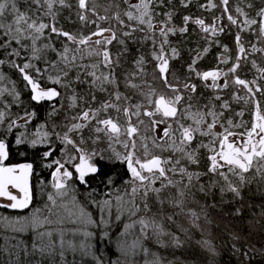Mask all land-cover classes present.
<instances>
[{"label":"snow or ice","instance_id":"obj_1","mask_svg":"<svg viewBox=\"0 0 264 264\" xmlns=\"http://www.w3.org/2000/svg\"><path fill=\"white\" fill-rule=\"evenodd\" d=\"M157 0H139V3L133 4L130 0H123L127 5L128 10L123 13L129 21H135L137 25H146L148 29L153 26V14L150 5H153ZM20 3L25 6L23 10ZM224 5V13L230 11L228 5L229 0H220ZM91 5V7H89ZM217 5L209 0L208 7H216ZM68 7L67 0H0V65H7L9 68L18 72L26 87H30V98L32 101L40 103L42 101H51L57 98L61 93L55 87H43L40 83L45 77L51 81L52 85H60L65 89L72 87L74 81L69 74L73 71L77 73L76 83H88L89 81L82 79V76L91 77V86L98 88L100 91H105V85H117L118 83L113 75V67L116 63L111 58L107 46L116 39V34L112 28H101L97 25V30L87 36L72 34L64 31L57 26L56 17L60 9ZM118 7V5H117ZM79 12L77 13L81 21L88 22V12L96 16L97 20L109 19L107 16H100L96 12L95 0H78ZM135 10V12L133 11ZM236 12L240 15L247 16L241 8L237 7ZM120 12H117L114 19L118 20L121 25L124 21L120 19ZM260 17L259 22L256 19L246 18L245 25L259 24L258 31L261 37H264V8L257 12ZM47 18H50L48 20ZM170 18V14H169ZM228 20L232 24H237V20L232 15H228ZM189 17H184L185 23L189 22ZM95 23L96 21H91ZM195 24L199 25L203 32L212 34L216 33L215 26L211 28L205 26L202 19H196ZM132 31H141L143 29L128 25ZM186 28H180V32L186 31ZM242 31L244 29H241ZM175 29L160 28L161 36L166 37L168 32H174ZM223 31V28L220 29ZM105 33H111L105 36ZM125 36L131 35V32H124ZM93 37H101L93 40ZM58 38H64L59 40ZM241 37L236 36V42L241 53L245 49L240 45ZM123 43V41H120ZM60 43L63 46L57 47ZM165 39L162 42L161 53L155 55L154 58L159 61L156 65L159 78L164 82V86L169 89L168 95L159 94L154 98V90L148 88L147 91L140 89L139 85L129 81L130 87L137 89L145 98V104H136L134 109L125 106V103L130 99L122 96L118 91L110 93V98L104 102L99 109H87L81 114L72 117V120L91 121L95 119L97 125L96 133H104L109 140V147L113 143L119 144L125 151L119 152L113 149V157L115 162L126 165L130 179L124 181V187L115 192V201L104 199L99 201L92 191L88 192V197L98 209L100 216L94 218L92 214L85 211L84 207H78L76 201V190L69 183L74 178L81 185L87 187L86 177L90 174L99 172L98 164L94 160L99 157L103 160L104 157L99 152H87L83 147V140L78 143L69 137V133L79 130L85 125L82 123H71L67 126V131L63 135H58L60 142L64 145H70L77 155L68 157L66 163L72 164V161L78 160V163L72 164L75 169V177L72 171L65 167V162L55 160L46 166L51 168L55 164V170L51 173L52 182L51 188L53 191L47 194V202L43 208H37L24 215L19 219H9L0 217V224L6 230H10L14 234L27 233L30 230L34 233L31 251L27 247H23L25 256H39L43 260H47L49 264H57L56 257L59 256L58 264H65V255L68 250L72 252L80 251L82 256H91L95 260V264H103L102 256L97 257L93 251V243L91 242L95 236L98 241H109L112 239L111 227L114 222H120L122 215L126 216L129 222L123 224V231L120 233V239L116 241L117 247L125 257L130 255L131 250L140 245L142 239L149 238V230L152 235L159 236L164 234L163 225L155 218L149 217L150 212L149 197L151 194H156L157 198L160 194L170 187L178 188L180 197L185 195L184 189L179 188L181 181L174 180L169 173H179L181 177H187L189 183L184 185V188L191 187V181L194 176L198 178L199 174L189 173L185 167H181V159H187L191 163L197 162L196 149L189 150L195 134L199 133L202 136L211 137L210 143L207 145L201 144L200 147L208 148L214 153L209 156L210 167L209 172L221 177L227 184L228 190L239 194V189L232 185L231 176H238L241 182L245 180L244 173L255 168L257 172H264V116L257 114L255 122H253L251 130L247 132L248 139L232 141L231 136L243 135L230 132L227 128L222 133H216L213 129L220 122V116L209 110L207 112L198 111L192 113L189 110L181 111L178 105L181 104L183 97L178 92L177 84H173L168 79L169 60L163 54V44H166ZM254 50L255 46H253ZM175 53V49L172 50ZM207 51V49H205ZM227 51V49H225ZM55 54V58L53 55ZM94 59L92 63H85L86 59ZM238 61L240 56L236 58ZM20 61V62H18ZM227 63V60H223ZM138 64H143V60L138 61ZM195 63V61L193 62ZM45 65L40 67L39 65ZM255 66V62H253ZM191 67V66H190ZM239 64L233 65L229 72L235 74ZM195 71L194 68H192ZM264 73V69H260ZM217 71H206L202 73V78L207 80L212 78L213 87H216V79L220 75ZM225 76L228 73H224ZM264 78V76H262ZM7 77L3 72H0V82H6ZM236 85L242 86L248 92H252L249 87V82L236 77L233 81ZM228 86V81L225 80L224 87ZM185 89L196 91L195 85L185 83ZM256 92L264 91L257 87ZM11 96V100L7 104L4 100ZM0 209H7L13 212H23L25 209H30L33 201V192L30 184V177L33 173V165L31 163L11 164L9 163L11 142L6 139L7 134L13 133L14 129L23 128L28 125L36 113L24 111L23 115L19 112L13 113L9 111L12 105L21 104L20 93L13 87L9 90L6 87H0ZM76 99L75 96L72 97ZM95 100V96L92 97ZM219 99V97H217ZM72 106H75L73 104ZM223 107H228L227 104ZM191 105H189V109ZM110 109H115L117 113H122L127 118V126H122L119 122L109 116L106 119H100V112H108ZM143 109V110H142ZM58 109L53 107L50 115H55ZM222 115V114H220ZM137 118V123L131 122V117ZM147 117V121L140 117ZM205 116H211V123H207L204 130L201 125L205 122ZM172 119L178 127L173 128V124L169 123ZM183 119H192L193 124H184ZM23 121V123H18ZM229 120L228 124L232 125ZM161 124L167 125L163 128L162 133L157 137L154 133L157 132ZM141 126L145 133H153V135H141ZM239 127V125H235ZM44 125L30 137L25 132H19L15 135L14 143L17 147L24 146L25 150L31 147L37 148L39 144L49 143V132H41ZM221 127L223 125L221 124ZM179 132V143L174 137L175 132ZM254 136H259L258 140ZM124 137V139H121ZM219 137V139H217ZM99 139V136H97ZM151 141L153 147L160 151L171 150L173 153H179L180 159H174L172 156L162 158L154 154L147 141ZM219 144V150L214 147ZM53 153L51 147L42 153V158L47 160ZM66 154V153H65ZM169 165H171L169 167ZM223 169H226L224 171ZM159 181L160 187H153ZM108 183L113 184L111 178ZM6 201V202H4ZM67 201L71 202V207ZM161 203L163 201L161 200ZM173 206L181 207L183 200H173ZM115 207V212L111 210ZM75 208L76 211L71 209ZM112 215L114 220L110 221L108 216ZM193 215H195L193 213ZM75 217V219H73ZM167 219L172 221V216ZM74 225L73 228L61 227V225ZM55 226L53 230H40L45 226ZM139 226V234L132 231L136 226ZM91 229V230H88ZM73 237H84L79 243H74L71 239H66L67 235ZM59 237V247L55 243V237ZM129 235L136 236V239L131 245H127L123 238ZM5 244L0 246V252L7 251L10 257H18V250L27 242L19 240L14 244H9L8 241L15 240V235L4 237ZM177 243H179L177 239ZM247 254V253H246ZM42 261H37L36 264H42ZM8 264H20L19 260L13 262L9 259ZM25 264H33L31 260ZM75 264V262H73ZM114 264H120L119 260ZM154 264H159L158 261Z\"/></svg>","mask_w":264,"mask_h":264},{"label":"trees","instance_id":"obj_2","mask_svg":"<svg viewBox=\"0 0 264 264\" xmlns=\"http://www.w3.org/2000/svg\"><path fill=\"white\" fill-rule=\"evenodd\" d=\"M77 1L67 0L68 7L60 9L57 13L55 23L64 31L69 30L71 26L74 30H83V22L78 19L77 15L80 11ZM230 2L231 13H237L236 8L239 7L248 14V18L257 21L259 19L257 12L264 5V0H231ZM95 3L102 6L105 13L108 14L109 11H112L115 0H95ZM191 4L196 8H201L193 0ZM20 7L23 10L25 6L20 3ZM168 8H171L169 12L171 16L178 14L176 12L177 5ZM150 9L153 14L152 23L162 22L166 12L164 1L157 0L155 4L150 5ZM185 13L190 18L194 16V13ZM220 13L226 14L223 11H220ZM199 14L196 13V15ZM71 15H73V19H70ZM47 19L50 20V18ZM194 30L193 26L189 27V31ZM56 46L62 47L63 45L57 43ZM178 46H181L187 54L188 49L194 46V38L186 36L182 38ZM51 55L55 58V54ZM40 66L45 65L40 64ZM0 72H3L7 77L6 82H0V87H6L9 90L14 87L20 93L21 104L12 105L9 111L19 112L21 115L25 110L36 113L28 125L18 130L14 129L13 133L6 136V139L11 142L9 163H31L33 165V173L30 177L33 201L30 209H25L23 212L0 209V217L19 219L32 210L43 208L47 202V194L53 191L50 181V168L46 166L54 161L53 154L45 160L42 158V153L48 150L49 145H54L55 150L60 154L59 160L64 162L65 155L62 156L61 154L70 153L72 147L62 144L57 134L63 135L67 131L66 125H70V118L66 115L65 109L58 110L55 115H50L52 111H49L48 108L45 110L44 105L32 103L18 72L7 65H0ZM9 100H11V96H8L4 103L7 104ZM63 105L65 106L64 103ZM18 123H21V121H18ZM41 125H44L41 129L42 133H50L49 143L39 144L35 149L29 147L27 150L24 146L17 147L15 145V135H18L19 132H25L26 135L31 137ZM93 134L92 129L85 126L69 133V137L78 143L82 139V147L92 151L93 149L97 150L100 142V140L95 139L96 132L95 138ZM85 135H88V137ZM84 137L85 139H83ZM181 167H185L189 173L199 174L198 178L193 177L191 187L184 188V185L189 183L187 177L182 178L179 173H170L174 180L181 181L179 188L184 189L185 195L183 197L179 196L176 187L165 189L159 198L156 194H151L149 197L150 212L148 216L155 218L163 225L164 234L152 235L151 230H149V238L142 239L140 245L136 248L137 258H123L117 251L116 241L120 239L123 224L129 221L126 216L122 215L121 221L114 222L111 227V240L103 241L102 245L96 242L93 243V251L96 256H102L103 264H114L117 260L120 264H154L156 261L159 264H264V172L251 169L249 172L244 173L245 180L243 182L238 176L230 175L232 185L239 189L237 195L228 190L227 184L221 177L210 174L205 166L197 167L188 164ZM109 178L113 181L112 185L108 183ZM127 179L123 167L117 164L99 163V172L87 181V187L75 181L70 183L76 190V196L87 197L88 192L92 191L99 201L110 199L114 202L115 192L124 187V181ZM155 187H160L159 181L155 184ZM161 200L163 203H161ZM173 200H183L182 208L173 206ZM79 201L94 218H99V209L92 204L91 200L82 201L79 199ZM111 211L115 212V207ZM168 216H172V221L167 219ZM108 219L110 221L114 220L112 215H109ZM53 228L51 227V229ZM132 231L139 234V226L134 227ZM12 235H15L16 239L11 240V244L19 240H24L27 243L20 248L22 252L18 250L19 258L15 256L13 258H0V264H8L9 259L13 262L18 259L20 264H25L29 260L33 264L42 261V258L37 256L36 258L24 255L23 247H27L31 251L32 241L35 238L31 230L23 234H14L10 230L0 229V243L3 236ZM135 239L136 236H133L132 240ZM177 239L179 243H177ZM55 259L58 264L59 256ZM64 259L65 264H73V262L75 264H95V260L91 256L86 258L71 256L69 258L65 255ZM42 264H49V262L43 260Z\"/></svg>","mask_w":264,"mask_h":264},{"label":"flooded vegetation","instance_id":"obj_3","mask_svg":"<svg viewBox=\"0 0 264 264\" xmlns=\"http://www.w3.org/2000/svg\"><path fill=\"white\" fill-rule=\"evenodd\" d=\"M165 3L166 12L164 14V19L160 23H154L152 29H148L146 25H137L135 21H129L127 16L123 15L125 11L128 10L127 5L123 3V0H115V4L112 7V11L108 14H103L100 16H107L109 19L97 20L96 16L89 17V21H82L83 30L77 31L73 27H69L67 32L77 35L87 36L92 32L97 30V25L101 28H112L116 34V39L112 41L111 44L107 46L110 52L111 58L116 63L113 67V75L118 83L117 85H105L106 90L100 91L98 88L91 86V77L82 76V79L89 81L88 83H76L75 78L77 73L75 71L69 74L70 78L74 81L73 85L69 89H65L60 85H52L51 81L45 77L40 81L43 87H55L61 95L54 98L51 101L45 100L40 103L32 101L30 98V87L24 86L29 93V100L36 105H44L45 110L48 108L49 111L53 110L55 107L58 110L65 109L66 115L70 118L71 123H82L85 126H89L95 136H99L100 140L99 147L97 150H92L87 152H99L103 155L104 159L100 160L97 157L94 163H106V164H117L123 167L126 177L130 179L129 173L127 171L126 165L115 162L113 157V149L119 152H124L125 150L119 145L113 143L112 147H109V140L104 135V133H96L95 128L99 125L96 124L95 119L89 121L72 120V117L81 114L87 109H99L104 104L106 100L110 98V93L118 91L122 96L129 97L130 99L125 103V106L132 107L136 104H145V98L140 91L135 88L130 87L129 81L133 84L139 85L140 89L147 91L148 88L154 90V98L159 94L168 95L169 89L164 86V82L159 78V73L156 65L159 63L154 56L161 53L162 42L166 39L167 43L163 44V54L169 60V73L168 79L173 84H177L178 92L183 97V100L178 107L181 111L189 110L192 113L198 111L207 112L209 110L215 112L220 116V122L213 129L216 133L224 132L227 128L232 133L243 134L231 136L230 140H240L241 142L248 139L247 132L251 130L253 122L257 114L264 116V91L256 92L257 87L264 89V73L260 69H264V37H261L258 31L259 24L257 25H245L244 20L248 18L247 16L240 15L238 13H231V0H229L230 11L226 14H221L220 11L224 12V5L220 3V0H212V3L216 4V7H208L209 0H193L196 4H199L201 8H196L193 6L192 0H163ZM131 3H139V0H130ZM78 3V1H77ZM118 5V7H117ZM172 5H177V15L171 16L169 18V12L171 8L167 7ZM264 8V5L262 6ZM135 12V10L133 9ZM117 12H120V19L124 21L121 25L120 22L113 17ZM194 13V16L190 18L189 22L185 23L184 17L186 13ZM185 13V14H184ZM196 13H200L196 15ZM196 15V16H195ZM228 15H232L234 19L237 20V24H232L228 20ZM70 19H73L71 15ZM79 19V17H78ZM196 19H202L205 22V26L211 28L215 26L216 33L211 32L205 33L202 31L201 27L194 23ZM260 17L258 19V22ZM91 21H96L92 23ZM128 25L137 26L143 30L132 31ZM193 26L194 31H189V27ZM173 28L174 32H168L167 36H161L160 28ZM252 27V28H251ZM180 28H186L184 32H180ZM223 28V31L220 29ZM241 29H244L243 31ZM124 32H131V35L125 36ZM111 33H105V36H109ZM240 35V45L245 49V52L241 53L236 42V36ZM186 36H192L194 38V46L188 49L190 55L185 54L183 48L178 46L182 38ZM101 37H93V40L100 39ZM64 39V38H61ZM120 41H123L121 43ZM253 46H255L254 50ZM175 49V53H173ZM207 49V51H205ZM227 49V51H225ZM240 56L241 59L238 61L236 58ZM95 58L86 59L85 63L94 62ZM143 60V64H138V61ZM223 60H227V63H223ZM195 61V63H193ZM255 62V66L253 64ZM239 64L235 74L229 72V69L233 65ZM40 66V65H39ZM191 66V67H190ZM42 67V66H40ZM44 67V66H43ZM195 69V71L192 70ZM206 71H217L221 74L216 79V87H213L212 78L209 77L207 80L202 78V73ZM224 73H228L227 76ZM236 77L244 79L249 82V87L252 92H248L242 86L233 83ZM225 80L228 81V86L224 87ZM187 83L189 85H195L196 91L192 92L191 89H185L183 85ZM75 96L76 99L73 100L72 97ZM95 96V100L92 97ZM219 97V99H217ZM65 104V106L63 105ZM75 104V106H72ZM227 104L228 107H223ZM189 105L191 108L189 109ZM143 110V109H142ZM222 114V115H220ZM109 116L115 118L120 125L127 126V118L123 116L122 113H117L115 109H110L108 112H100L99 118L106 119ZM140 119L147 121V117L141 116ZM231 120L232 125L228 124ZM212 117L205 116V122L201 125V129L206 128L207 123H211ZM132 123H137L136 117H131ZM184 124H193L192 119H183ZM23 123V121H21ZM169 123L173 124V128L178 126L173 123L172 119H169ZM221 124L223 127H221ZM235 125H239L236 127ZM70 126V125H69ZM84 126V127H85ZM167 125L161 124L159 129L154 135L159 137L162 133L163 128ZM82 127V128H84ZM81 128V129H82ZM91 131V130H90ZM141 135H153V133H145L143 126H141ZM88 137V135H85ZM176 142L179 143V132L174 133ZM85 139V137L83 138ZM124 139V137H121ZM219 139V137L217 138ZM255 140L259 139V136H254ZM211 137L202 136L199 133L195 134L189 150L196 149L197 162L191 163L187 159H181L180 166H185L191 164L193 166H205L208 171L210 167L209 156L213 155L208 148L200 147L201 144L207 145L210 143ZM150 150L161 156L162 158H168L172 156L174 159H180L179 153H173L171 150L160 151V149L153 147L151 141H147ZM53 149V159L59 160L60 154L55 150L54 145H49ZM48 147V148H49ZM58 147V146H57ZM214 147L219 150V144H215ZM89 148V147H86ZM64 156L65 167L74 173L75 169L72 164L78 163V160L72 161V164L66 163L68 157L71 155H77L72 149L70 153L61 154ZM52 163V162H51ZM21 164V163H18ZM171 165H169L170 167ZM55 164L50 168V181L52 182L51 173L55 170ZM226 171V169H223ZM214 175L213 173L209 172ZM96 174H90L86 177L88 181L91 177ZM176 179V177L174 176ZM80 184L75 178L72 180ZM70 181V182H72ZM69 182V183H70ZM81 185V184H80ZM84 186V185H83Z\"/></svg>","mask_w":264,"mask_h":264},{"label":"rangeland","instance_id":"obj_4","mask_svg":"<svg viewBox=\"0 0 264 264\" xmlns=\"http://www.w3.org/2000/svg\"><path fill=\"white\" fill-rule=\"evenodd\" d=\"M136 1H137V0H136ZM95 4H96V12H97L98 15H103V14L106 15V14H107V13H105V9L102 8V6H100V5L97 4V3H95ZM89 7H91V5H89ZM109 12H111V11H109ZM87 15H88L89 17H92V16H93L91 12H88ZM253 169H255V168H253ZM250 170H251V169H250ZM250 170H249V171H250ZM216 176H218V175H216ZM153 186L155 187V185H153ZM4 202H6V201H4ZM66 203H68L69 206L71 207V202H70V201H67ZM71 210H72V211H76L77 209L72 208ZM0 229H3L4 231L6 230L5 227H4L2 224H0ZM4 237H5V236H3V240H2V242L0 243V246H3V245L5 244V239H4ZM67 237H68V239L73 240L74 243H79V241L82 240V238H83L82 236L79 237V238H77V237H73V236H71L70 234L67 235ZM132 239H133V235H129V236L125 237L123 240H124V242H125L127 245H131V244L133 243V241H134V240H132ZM8 243L11 245V241H8ZM135 249H136V248H135ZM68 251H69L70 254H71V253H75V252H72L71 250H68ZM19 252H22V251H20V249H19ZM76 252H79V254L81 253L79 250L76 251ZM131 252H132V250H131ZM13 257H14V256H13ZM13 257H10V256H9V253H8L7 251L0 252V258H13ZM22 257H24V256L22 255ZM16 258H19V256L16 257ZM123 258H124V257H123Z\"/></svg>","mask_w":264,"mask_h":264},{"label":"bare ground","instance_id":"obj_5","mask_svg":"<svg viewBox=\"0 0 264 264\" xmlns=\"http://www.w3.org/2000/svg\"><path fill=\"white\" fill-rule=\"evenodd\" d=\"M169 176H170V173H169ZM73 188H74V186H73ZM84 192H87V191H84ZM79 199H81L82 201H86L87 199L88 200H90L89 199V197H88V195H87V197L86 196H81V197H79V196H76V201H77V205H78V207H83L82 206V204H81V202L79 201ZM86 208V207H85ZM84 208V209H85ZM86 211V210H85ZM73 219H75V217L73 218ZM68 227V228H73L74 227V225H72V224H68V225H61V227ZM51 227H55V226H45L43 229H41L42 231H44V230H53V229H51ZM88 230H91V229H88ZM66 239H68V237L66 236ZM83 239H85L84 237L82 238V240ZM92 243H94V242H96V243H98L99 245H102V242L103 241H98L97 239H96V237L94 236L93 237V239H92V241H91ZM55 243L57 244V247H59V237H58V235L55 237ZM117 251H118V253H119V255L120 256H123L124 258H137V255H138V253L136 252V249H132V252L130 253V255H128L127 257H125L124 256V254L119 250V248L117 249ZM66 256L67 257H69V258H71V256H73V257H80V258H86V257H89V256H82V254L80 253L79 254V252H75V253H69V251H67L66 252ZM37 257H39V256H37ZM36 257V258H37ZM39 258H41V257H39Z\"/></svg>","mask_w":264,"mask_h":264},{"label":"water","instance_id":"obj_6","mask_svg":"<svg viewBox=\"0 0 264 264\" xmlns=\"http://www.w3.org/2000/svg\"><path fill=\"white\" fill-rule=\"evenodd\" d=\"M22 164V163H21Z\"/></svg>","mask_w":264,"mask_h":264}]
</instances>
